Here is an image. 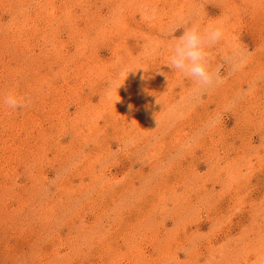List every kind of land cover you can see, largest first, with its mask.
I'll use <instances>...</instances> for the list:
<instances>
[{"label": "rangeland", "instance_id": "374dc122", "mask_svg": "<svg viewBox=\"0 0 264 264\" xmlns=\"http://www.w3.org/2000/svg\"><path fill=\"white\" fill-rule=\"evenodd\" d=\"M0 264H264V0H0Z\"/></svg>", "mask_w": 264, "mask_h": 264}, {"label": "clouds", "instance_id": "9594fccd", "mask_svg": "<svg viewBox=\"0 0 264 264\" xmlns=\"http://www.w3.org/2000/svg\"><path fill=\"white\" fill-rule=\"evenodd\" d=\"M177 28L170 30L171 46L167 67L178 72L183 78L191 81L190 94L193 97L202 96L220 86L225 77L219 68L211 66L209 49L215 47L224 38L222 25L210 24L204 29L197 26L183 28L180 35H175ZM242 54L233 51L224 56L232 70L240 67L238 58ZM28 99L9 93L3 97V103L10 109H19L27 105ZM230 106V105H229ZM218 117H213L205 124L206 128L215 125Z\"/></svg>", "mask_w": 264, "mask_h": 264}]
</instances>
